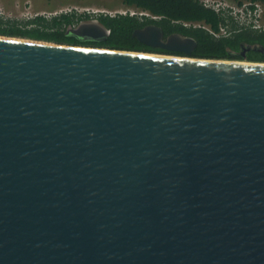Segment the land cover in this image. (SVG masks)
Wrapping results in <instances>:
<instances>
[{"label": "water", "instance_id": "obj_1", "mask_svg": "<svg viewBox=\"0 0 264 264\" xmlns=\"http://www.w3.org/2000/svg\"><path fill=\"white\" fill-rule=\"evenodd\" d=\"M132 35H0V264H264V62Z\"/></svg>", "mask_w": 264, "mask_h": 264}, {"label": "trees", "instance_id": "obj_2", "mask_svg": "<svg viewBox=\"0 0 264 264\" xmlns=\"http://www.w3.org/2000/svg\"><path fill=\"white\" fill-rule=\"evenodd\" d=\"M232 1L241 3L246 0ZM247 1L260 2L264 5V0ZM120 2L128 9L144 11L151 16H156V22L164 25L169 31L174 29L192 37L195 40V46L190 56L241 60L244 57L231 51L240 50V43L246 42L249 45L255 44L257 49L247 50L245 60L264 62V29H240L231 20L226 22V18L219 16L209 8H205L201 4V0H120ZM99 20L110 32L106 39L98 42L79 41L75 37L67 35L64 27L72 19L63 15L51 16L50 19L36 16L29 22L31 24L29 27H20L14 22H5L0 19V35L27 37L71 45L83 44L155 53L166 52L163 49L145 45L132 35L133 28L140 25L135 17L127 14H114L101 17ZM181 22H200L210 30H216L219 24H227L233 35L215 37L207 29L184 27L180 24Z\"/></svg>", "mask_w": 264, "mask_h": 264}, {"label": "rangeland", "instance_id": "obj_3", "mask_svg": "<svg viewBox=\"0 0 264 264\" xmlns=\"http://www.w3.org/2000/svg\"><path fill=\"white\" fill-rule=\"evenodd\" d=\"M71 6L100 9L109 14H121L128 9L122 5L120 0H0L2 11L0 16H3L0 19L5 22H14L20 27H29L31 26L29 22L36 16L50 19L51 16L59 14L61 9ZM262 7L264 8V5ZM129 11L132 10L129 9ZM20 38L26 39L27 37Z\"/></svg>", "mask_w": 264, "mask_h": 264}, {"label": "flooded vegetation", "instance_id": "obj_4", "mask_svg": "<svg viewBox=\"0 0 264 264\" xmlns=\"http://www.w3.org/2000/svg\"><path fill=\"white\" fill-rule=\"evenodd\" d=\"M131 10L132 11H129V9H127L125 12H123L121 14L122 15H126V14L127 15H130L132 17H135L139 21L140 25L133 28L132 34L136 30H143L145 28L155 27L156 29L160 30V41L161 42H167V40L170 37H172L173 35H183V36H186V35H184V34H182L180 32L175 31L174 29L169 31L168 29H166V27L164 25L158 24L156 22L157 21L156 16H153V15L151 16L150 14H148V13H146L144 11H136L134 9H131ZM114 14H119V13L109 14L107 11L100 10V9L83 8V7L71 6V7L66 8V9H61L60 12H59V14H57V15H60V16H62V15L63 16H68L69 18L72 19V21L68 22L65 25V27H64L65 28L64 31H65V33L67 35H71V36L75 37L79 41H93V42H98V41H102V40H104L106 38H104V39H98V38H93V37H91L89 35H83V34L82 35H77V34H74L72 30L74 28H76L78 25H80L81 23H83V22H87L89 20H98L100 22L99 18L104 17V16H107V15L112 16ZM180 24L182 25V23H180ZM196 24H199V26H193V25H191L190 27H193V28H201V26L202 27L204 26V24H201L200 22H196ZM182 26H184V25H182ZM109 32L110 31L108 30L107 36L109 35ZM232 35H233V33L230 34L229 36H232ZM187 37H190V36H187ZM190 38H192V37H190ZM73 45L92 46V45H83V44H73ZM93 47H99V46H93ZM150 47H153V46H150ZM153 48L163 49L161 46H159V47H153ZM193 48L194 47H192V50H193ZM249 49L255 50V49H257V46L255 44L254 45L253 44L252 45H249L246 42H242V43H240V50L235 51V52L234 51H231V52L232 53H235V54H240V55L241 54H244V56H245L246 51L249 50ZM163 50L166 51V52H163V53H167V54H177V55H181L182 54L181 52H178V51L167 50V49H163ZM178 53H181V54H178Z\"/></svg>", "mask_w": 264, "mask_h": 264}, {"label": "built area", "instance_id": "obj_5", "mask_svg": "<svg viewBox=\"0 0 264 264\" xmlns=\"http://www.w3.org/2000/svg\"><path fill=\"white\" fill-rule=\"evenodd\" d=\"M205 8H209L214 13L226 18V22L231 20L238 28L264 29V8L260 2L243 1L237 3L230 0H201ZM1 9V7H0ZM2 11L0 10V15ZM3 17V16H0ZM185 27L199 26L196 22H181ZM201 26V25H200ZM207 29L213 36H228L231 34L230 27L227 24H219L216 30H210L207 26H201Z\"/></svg>", "mask_w": 264, "mask_h": 264}, {"label": "bare ground", "instance_id": "obj_6", "mask_svg": "<svg viewBox=\"0 0 264 264\" xmlns=\"http://www.w3.org/2000/svg\"><path fill=\"white\" fill-rule=\"evenodd\" d=\"M25 39V38H24Z\"/></svg>", "mask_w": 264, "mask_h": 264}]
</instances>
